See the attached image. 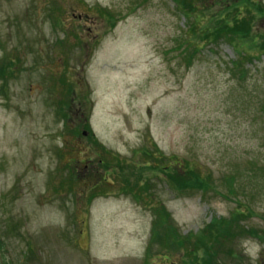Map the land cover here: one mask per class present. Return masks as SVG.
Returning a JSON list of instances; mask_svg holds the SVG:
<instances>
[{
	"label": "rangeland",
	"instance_id": "obj_1",
	"mask_svg": "<svg viewBox=\"0 0 264 264\" xmlns=\"http://www.w3.org/2000/svg\"><path fill=\"white\" fill-rule=\"evenodd\" d=\"M239 1L0 0V264H190L181 236L242 204L253 214L240 224L264 229V52L197 36L238 7L264 45V0ZM170 157L195 160L212 185L170 188L150 170ZM88 164L92 191L74 174ZM159 202L173 242L150 241ZM230 247L264 264L251 234L215 250L218 264Z\"/></svg>",
	"mask_w": 264,
	"mask_h": 264
},
{
	"label": "trees",
	"instance_id": "obj_2",
	"mask_svg": "<svg viewBox=\"0 0 264 264\" xmlns=\"http://www.w3.org/2000/svg\"><path fill=\"white\" fill-rule=\"evenodd\" d=\"M242 1L246 0H240V4H242ZM190 9H193L192 11H195L194 8ZM236 9L239 11L238 14H236ZM257 10L261 14L259 20H262L264 17V7L260 5L258 6ZM234 11L235 14L233 16L229 12L230 17H227L226 11L219 14L217 18L214 17L216 19L215 25L212 28H209L208 26L199 28V33L197 34V36H203L201 38V41H207V43H217L221 39H226L231 42H239L247 49V53H251L249 49H251L252 47L253 49H255V53H263L264 45L262 40L257 42L260 34L254 31V29L251 28L250 25H248L247 31L242 32V28L245 25L244 23L247 21V19L252 20V17L247 14L243 16L242 13H240V9H238V7L235 8ZM198 27L200 26L198 25L195 28ZM201 30L204 34L200 33ZM246 37H248L251 45L245 43ZM198 42L199 41L195 42V45H197L196 47L199 49L200 44H198ZM237 52L240 54L242 51L237 50ZM231 63V69H235V67L239 69V66L244 64L243 61L237 59L232 60ZM246 70L247 69H244L242 71V76L245 74ZM150 170H156L153 172H162L167 177L166 182L169 184V187L173 188L174 190H179L180 194H185L187 191L197 188H200L203 191L206 186L212 185L208 178V172L210 171H208L207 173L203 172L201 168L198 167L195 160H192L190 158H179L178 160L175 158H171L168 163H165V165L150 166ZM137 175L139 176L137 181L142 182V177H144L145 175H142L140 173ZM106 176L107 175H105V177ZM237 176L238 175L236 174H228V176H224L223 180H221L225 188L230 193V195H224L225 199L227 200H232V189H235L234 179ZM104 180H106V178ZM217 192L218 194H223L220 191ZM238 204L240 205L239 202ZM242 205L243 208L238 207L234 212H231L229 216L213 218L211 222L203 228L202 231H199L197 233L189 232L188 236H181V240L183 239L184 241L185 238L188 243H193L195 246V249H193L194 247L189 248L190 252L192 251V257L189 261L190 264H207L201 262L200 259H198V254H200V252H202L201 256L204 255L206 257L208 264H217L215 250L220 249V247L226 244L228 241L241 240L244 238V235L247 234H251L252 237H255L264 242V229H259L257 227H248L246 229V224H240V221H244L246 218L250 217L253 214V209L248 204ZM149 209L151 210V213L153 215V219L151 222L150 241H156V244H163L166 243V241L173 242V238L169 235L167 230L175 231V229H166V227H164L166 224V218L169 222L171 221L170 213L165 209L164 205L161 207L160 202L158 203V205L153 203ZM146 250L148 251V247ZM211 251H213V253H211ZM241 253V251H236L235 249H232V247H230L225 256L226 264H247V262L244 261L245 257Z\"/></svg>",
	"mask_w": 264,
	"mask_h": 264
}]
</instances>
